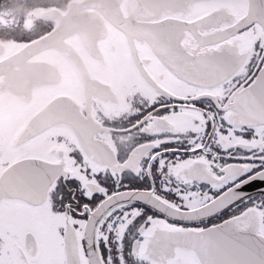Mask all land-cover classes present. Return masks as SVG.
I'll use <instances>...</instances> for the list:
<instances>
[{"label": "snow or ice", "instance_id": "6c2138e0", "mask_svg": "<svg viewBox=\"0 0 264 264\" xmlns=\"http://www.w3.org/2000/svg\"><path fill=\"white\" fill-rule=\"evenodd\" d=\"M98 135L0 124V264H264V0H167Z\"/></svg>", "mask_w": 264, "mask_h": 264}, {"label": "water", "instance_id": "95a60500", "mask_svg": "<svg viewBox=\"0 0 264 264\" xmlns=\"http://www.w3.org/2000/svg\"><path fill=\"white\" fill-rule=\"evenodd\" d=\"M32 11L50 22L46 33L0 38V124L26 135H89L88 112L135 92L167 0H68Z\"/></svg>", "mask_w": 264, "mask_h": 264}, {"label": "flooded vegetation", "instance_id": "af4514ba", "mask_svg": "<svg viewBox=\"0 0 264 264\" xmlns=\"http://www.w3.org/2000/svg\"><path fill=\"white\" fill-rule=\"evenodd\" d=\"M58 6H60V5H58ZM33 7L34 6H32V8ZM12 10H10V11L6 10L5 13L0 14L1 20H3L2 18L7 20V25H5L4 21L0 22V28L4 29V26H7V28L12 32V35L10 37L0 35V38H2V39L11 38V39H14L16 41L17 40L18 41H21V40L28 41L30 39L37 38L38 36L46 33L49 30V28H50L49 22L47 23L45 21L37 20V21H35L36 23H35L34 28L28 32L29 37H27V39H25V40L22 39L21 35H19L18 33H16V34L14 33V31H15L14 27L16 24L14 22L17 20L16 16H19L20 10L22 12L23 9L22 8L20 10L15 9V10H17L15 12H13ZM10 17H12L13 20L7 19ZM22 31H23V28H22ZM1 32H3V31H0V34H1ZM107 94L111 95L110 92H107ZM134 102H135L134 93L118 92V99L116 101L117 106L108 105L107 107H103L101 111L99 108H97L96 112H94V115H93L94 117L92 116V114H90L88 112V117L92 120V123H93L92 132L89 135H93V136L98 135L102 131L106 130L107 125H110L114 122H117V121L121 120L122 118H126V114L130 111ZM46 133H48V135H50L52 133V131L47 130V131L43 132V134H46ZM43 134H41L39 136H43Z\"/></svg>", "mask_w": 264, "mask_h": 264}, {"label": "rangeland", "instance_id": "374dc122", "mask_svg": "<svg viewBox=\"0 0 264 264\" xmlns=\"http://www.w3.org/2000/svg\"><path fill=\"white\" fill-rule=\"evenodd\" d=\"M67 1L68 0H4L3 2L0 3V14L5 13L6 10L10 11L13 9L12 11L15 12L17 11L15 9L18 10H20L21 8L23 9L22 12L20 10L19 16H16L17 20L14 22L16 23L14 27L16 32L14 31V33L15 34L18 33L19 35H21V38L25 40L27 39V37H29L28 32L34 28L36 23L35 21H37L33 15L32 10H34L37 7H48L49 5L52 6L65 5ZM32 6L34 7L32 8ZM2 19L3 20L0 19V22L4 21L5 25H7V20L4 18ZM7 19L13 20L12 17ZM0 31H3L1 32L0 35H4L8 37L12 35V32L7 28V26H4V29L0 28ZM6 39H11V38H6Z\"/></svg>", "mask_w": 264, "mask_h": 264}, {"label": "trees", "instance_id": "16d2710c", "mask_svg": "<svg viewBox=\"0 0 264 264\" xmlns=\"http://www.w3.org/2000/svg\"><path fill=\"white\" fill-rule=\"evenodd\" d=\"M4 0H0V3L3 2Z\"/></svg>", "mask_w": 264, "mask_h": 264}]
</instances>
